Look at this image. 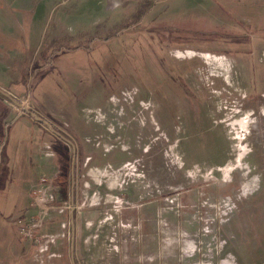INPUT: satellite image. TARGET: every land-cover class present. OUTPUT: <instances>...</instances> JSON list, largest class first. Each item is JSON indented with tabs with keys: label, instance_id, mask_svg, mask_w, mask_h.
<instances>
[{
	"label": "rangeland",
	"instance_id": "1",
	"mask_svg": "<svg viewBox=\"0 0 264 264\" xmlns=\"http://www.w3.org/2000/svg\"><path fill=\"white\" fill-rule=\"evenodd\" d=\"M0 66V86L82 141L70 153L32 113L11 109L0 122V264L50 261L53 245L39 259L17 221L32 214L41 176L65 201L71 165L87 180L81 149L113 161L120 185L79 183L80 245L91 234L116 254L124 199L150 184L156 196L183 192L184 242L203 250V264H264V0H0ZM245 116L238 140L232 124ZM46 144L54 159L41 157ZM103 149L112 150L104 159ZM98 191L113 200L95 202ZM49 211L35 235L70 241L68 211L58 220Z\"/></svg>",
	"mask_w": 264,
	"mask_h": 264
},
{
	"label": "crops",
	"instance_id": "2",
	"mask_svg": "<svg viewBox=\"0 0 264 264\" xmlns=\"http://www.w3.org/2000/svg\"><path fill=\"white\" fill-rule=\"evenodd\" d=\"M0 71L5 73L2 66H0ZM1 87L2 86H0V91L4 96L0 93V122H4L5 124L6 120L11 115L12 108L4 103L5 93L3 92V88L6 90L7 88ZM6 108L9 111H6ZM52 152L53 155L47 157L41 149L40 155L44 159L51 160L55 158V151L52 150ZM77 162L79 163L78 160ZM71 164H73V161ZM50 165L53 166L52 163ZM72 166L73 165H71L73 174L72 176L70 175L68 182V197L70 201H76V192L80 182L83 184V187L84 183L88 184V188L85 187L87 192L93 184L104 186L108 190H114V188L120 185L119 175H115L109 171L112 168L111 163L104 165H88L86 181L83 179L79 180L77 177L74 179V172L77 174V171H75ZM80 166L84 168V165L80 164ZM52 168H54V166ZM47 177L52 180V176H49V174ZM105 178L108 180L105 181ZM121 183L123 185V181ZM147 185V193H143L139 191L138 187H135L134 189L136 191L129 192L131 194L124 199L127 206L123 208L120 207V210L121 208L122 210H119L120 212L117 218H119L121 224L127 223L128 226H121L119 234L121 235L122 241L121 245H118V252L116 254L109 253L107 245H104L102 242L92 241L93 237L91 234L87 236L84 235V245H80L77 237L78 216L76 215V211L71 209L68 210L66 215L68 227L71 228V234L69 233L70 241L66 242L60 239L56 245H53L51 251L52 256L49 258L50 261H47V264L50 262V264H77V262L78 264H88L91 263L93 258L96 260L99 259L100 264H109L108 260L114 259V257L116 258V264H189L187 263L188 258H195V262L191 264H203V250L201 254H198V252L196 254H190L188 251L192 249L193 243L189 242L188 245H185L184 242L186 234L183 231V192L175 195L156 196L155 193L151 192L149 189L150 184ZM59 187L62 191L63 187ZM121 189L122 191L124 190L123 188ZM100 193V191L95 192V195L92 196L95 202L99 203L105 198V201L109 198L113 200L111 194L101 195ZM120 195L122 196L123 194ZM119 200L123 202V198H119ZM90 214L91 213L88 212L87 215L83 217L85 226L87 223L91 222V220H89L91 217ZM55 217L56 215H53L51 221ZM61 218L62 216L59 214L56 220ZM196 236L198 237V232ZM210 247L213 251L217 248V245H210ZM202 248L203 246L201 249ZM33 249L35 250L34 247ZM109 254L115 256L110 258ZM211 256H214V253H212ZM211 262L212 264L214 263L213 260Z\"/></svg>",
	"mask_w": 264,
	"mask_h": 264
},
{
	"label": "built area",
	"instance_id": "3",
	"mask_svg": "<svg viewBox=\"0 0 264 264\" xmlns=\"http://www.w3.org/2000/svg\"><path fill=\"white\" fill-rule=\"evenodd\" d=\"M5 93L4 103L10 106L13 110L20 115H28L32 113L34 118L41 122L42 127L45 131H51L53 135H55L56 139L59 141H63L64 143L68 144L70 151L73 148H77V142L74 136L67 130V124H56L42 113L34 112L33 106L30 105V98H18L12 92L3 89ZM26 104V107L19 111L17 108L18 106H22ZM89 142V139H87ZM97 147V145H95ZM44 155L47 157L52 156V146L50 144H46L42 149ZM110 149L105 150L104 152H108ZM73 151V150H72ZM71 151V152H72ZM76 152V151H75ZM90 161V157H86L84 161V167H87ZM76 163V158L74 156V164ZM129 170H134V166L130 163H127ZM74 166V165H73ZM78 166V165H77ZM76 166V167H77ZM75 168V167H74ZM74 179L79 176L74 172ZM88 188V184L84 183V188ZM85 188V189H86ZM63 192L58 185H55L51 179L47 176H41L30 188L29 191V198H30V208L33 210L32 214L24 218L23 220H18V234L21 238L27 239L29 241L36 242L39 245L37 249L38 258L41 259L42 255L48 251V245H56L60 239L66 238L64 232L63 234H40L39 236L35 235L36 231H40L43 228L44 224L50 219L49 210L52 212H57L58 214H62L66 210H74L75 205L74 201H67L63 200L62 198ZM95 195V193L93 194ZM118 202L119 199H116L115 203L121 207ZM36 216H33V215ZM49 215V216H48ZM63 226V224H62ZM52 254H49L47 257L50 258Z\"/></svg>",
	"mask_w": 264,
	"mask_h": 264
},
{
	"label": "bare ground",
	"instance_id": "4",
	"mask_svg": "<svg viewBox=\"0 0 264 264\" xmlns=\"http://www.w3.org/2000/svg\"><path fill=\"white\" fill-rule=\"evenodd\" d=\"M218 67L220 68H224L225 67V64L222 60H219L217 62ZM26 107V104L22 105V106H18V110L21 111L23 110L24 108ZM251 120L249 119L248 116H245V117H242L240 118L239 120H236L233 124H232V129H234V131H236V136L235 138L238 139V140H241L243 135H241L240 131L245 129L248 125V123H250Z\"/></svg>",
	"mask_w": 264,
	"mask_h": 264
},
{
	"label": "trees",
	"instance_id": "5",
	"mask_svg": "<svg viewBox=\"0 0 264 264\" xmlns=\"http://www.w3.org/2000/svg\"><path fill=\"white\" fill-rule=\"evenodd\" d=\"M76 137H77V135L76 134H74ZM77 140H78V142L80 143V147H81V145H82V141L77 137ZM82 151H81V157L84 159V158H86V157H90L91 159H90V162H89V164L88 165H104V164H109V163H112L113 161H109V160H107V161H105V162H103V163H96L95 162V160H94V156H93V154L92 153H89V152H83V149H81ZM103 157H106L105 156V154L103 153V151H102V158ZM104 159V158H103Z\"/></svg>",
	"mask_w": 264,
	"mask_h": 264
},
{
	"label": "flooded vegetation",
	"instance_id": "6",
	"mask_svg": "<svg viewBox=\"0 0 264 264\" xmlns=\"http://www.w3.org/2000/svg\"><path fill=\"white\" fill-rule=\"evenodd\" d=\"M71 134H72V135L74 136V138L76 139L77 146H78V148H79V145H80V144H78L79 142H78V140H77V137L74 135V133H71ZM80 151H81V150H80ZM111 151H112V150H109L108 152H104V151H103V153L106 155L107 153H109V152H111ZM90 159H91V158H90ZM136 160H137L136 163L139 164V160H140V159L137 158ZM79 161H80V164L83 165V164H84V161H85V158L83 159L82 157H80ZM89 162H90V161H89Z\"/></svg>",
	"mask_w": 264,
	"mask_h": 264
}]
</instances>
